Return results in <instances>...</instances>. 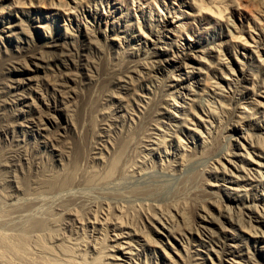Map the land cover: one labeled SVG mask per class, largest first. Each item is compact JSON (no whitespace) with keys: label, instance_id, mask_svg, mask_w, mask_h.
I'll list each match as a JSON object with an SVG mask.
<instances>
[{"label":"rangeland","instance_id":"374dc122","mask_svg":"<svg viewBox=\"0 0 264 264\" xmlns=\"http://www.w3.org/2000/svg\"><path fill=\"white\" fill-rule=\"evenodd\" d=\"M0 59V264H264V0H0Z\"/></svg>","mask_w":264,"mask_h":264},{"label":"bare ground","instance_id":"6f19581e","mask_svg":"<svg viewBox=\"0 0 264 264\" xmlns=\"http://www.w3.org/2000/svg\"><path fill=\"white\" fill-rule=\"evenodd\" d=\"M253 4H255L254 2L252 3V5ZM251 5V4H250ZM255 6V5H254ZM8 59H0V67H3V66H5V64H6V61H7ZM93 67H103L104 69H106L107 67H110V61L109 60H107V59H105L104 61H103V63H102V65L101 66H95L94 64H93ZM234 111V110H233ZM232 111V112H233ZM243 111L246 113V112H249L250 111V108H248V106L246 105V107H243ZM234 113V112H233ZM232 113V114H233ZM233 118H234V116H233ZM244 122L243 121H241L240 123H239V130H241V132H244V126H241L242 124H243ZM243 134V133H242ZM249 136V135H248ZM234 137V136H233ZM252 137V136H251ZM260 138L262 137V136H259ZM238 138V137H237ZM236 137L235 138H232L233 140H235L237 143H238V139H237ZM252 141V140H251ZM253 142V141H252ZM240 143V142H239ZM231 149V148H230ZM228 150V152H227V154L226 155H231V153H232V151L231 150ZM244 149V148H243ZM235 155V154H234ZM235 156H238V155H235ZM259 157H260V155H259ZM262 159L264 158L263 156L261 157ZM230 163V162H229ZM236 164V163H235ZM259 165V164H258ZM262 167V166H261ZM264 167V166H263ZM5 237V236H4ZM45 262H46V260H45ZM50 263V262H49ZM45 264V263H44ZM47 264V263H46ZM56 264V263H55Z\"/></svg>","mask_w":264,"mask_h":264}]
</instances>
